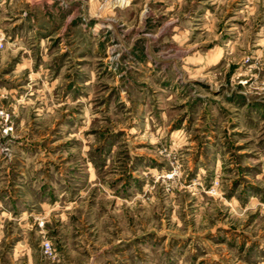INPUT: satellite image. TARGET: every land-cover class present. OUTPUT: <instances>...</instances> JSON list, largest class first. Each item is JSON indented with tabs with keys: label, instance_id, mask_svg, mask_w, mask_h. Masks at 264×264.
I'll return each instance as SVG.
<instances>
[{
	"label": "rangeland",
	"instance_id": "rangeland-1",
	"mask_svg": "<svg viewBox=\"0 0 264 264\" xmlns=\"http://www.w3.org/2000/svg\"><path fill=\"white\" fill-rule=\"evenodd\" d=\"M0 16V264H264V0Z\"/></svg>",
	"mask_w": 264,
	"mask_h": 264
},
{
	"label": "built area",
	"instance_id": "built-area-1",
	"mask_svg": "<svg viewBox=\"0 0 264 264\" xmlns=\"http://www.w3.org/2000/svg\"><path fill=\"white\" fill-rule=\"evenodd\" d=\"M2 37L0 36V48L2 47ZM40 254L44 259H52L54 257V250L51 243L48 240H43L40 242Z\"/></svg>",
	"mask_w": 264,
	"mask_h": 264
},
{
	"label": "crops",
	"instance_id": "crops-1",
	"mask_svg": "<svg viewBox=\"0 0 264 264\" xmlns=\"http://www.w3.org/2000/svg\"><path fill=\"white\" fill-rule=\"evenodd\" d=\"M4 1L5 0H0V5L4 4ZM9 23H10V19L9 18H7V17L1 18V16H0V29H5V27L7 25H9ZM0 33H1V30H0Z\"/></svg>",
	"mask_w": 264,
	"mask_h": 264
}]
</instances>
